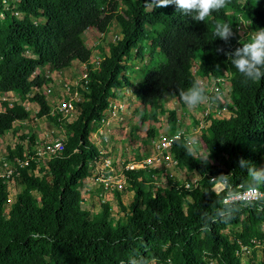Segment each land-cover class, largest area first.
<instances>
[{
	"label": "trees",
	"instance_id": "obj_1",
	"mask_svg": "<svg viewBox=\"0 0 264 264\" xmlns=\"http://www.w3.org/2000/svg\"><path fill=\"white\" fill-rule=\"evenodd\" d=\"M146 2L0 0V96L17 92L37 103L38 118L57 124L62 123L60 113L53 112L46 94L31 95L33 88L49 80L44 68L63 70L75 60L88 59L91 48L84 33L90 28L107 34L116 21L121 32L109 42L99 64L86 66L83 98L76 102L78 117L71 122L64 118L68 129L64 150L41 163L37 135L23 134L0 160V166L4 161L15 163L11 176L0 175V264H130L133 259L143 264H242L236 254L239 241L264 244V211L241 207L231 218H216L214 211L226 192L217 196L211 181L228 174L229 183L240 190L249 180L241 158L264 167V78L245 82L225 55L242 46L240 40L249 42L251 35L241 32L242 24L252 32L264 28V0H227L205 22L183 15L174 4L151 10ZM218 21L232 27L234 35L227 42L213 34ZM146 42L150 58L158 54L160 59L135 91L145 112L148 107L152 115L166 112L160 104L166 93L182 100L179 91L198 79L193 72L198 60L199 75L229 82L230 99L218 102L228 114L210 116L206 130L196 134L194 155L183 147L189 134L173 141L178 167L197 174L199 187L158 183L148 170L126 171L133 198L125 204L121 192H116L122 211L116 218L110 201L100 202L98 212L84 204V181L101 155L91 136L92 124H101L109 99L130 84L129 59L135 49L138 56H146ZM168 112L169 120L176 122L177 112ZM30 116L29 110L0 99V141L11 130L17 133L16 123ZM145 121L142 118L141 123ZM208 152L207 165L196 160ZM160 171L167 174L156 170L158 175ZM11 178L22 185L14 197L8 188ZM260 189L264 191V186ZM205 213L212 216L206 227ZM251 264H264V258Z\"/></svg>",
	"mask_w": 264,
	"mask_h": 264
},
{
	"label": "rangeland",
	"instance_id": "obj_2",
	"mask_svg": "<svg viewBox=\"0 0 264 264\" xmlns=\"http://www.w3.org/2000/svg\"><path fill=\"white\" fill-rule=\"evenodd\" d=\"M6 5L10 6L11 1L7 2ZM241 32L244 35H251L253 33L247 24H242ZM120 36V28L116 21L112 23L107 34L101 33L96 28H90L84 33L85 41L91 48V55L88 59L76 60L72 66L63 70H55L51 67L44 68L45 77L49 78V80L43 87L33 88L31 95L36 92L42 93L51 89L50 93H47L46 96L52 106L53 112L56 115L60 113L59 119L62 122L61 124H57L46 117L38 118L37 111L39 107L36 102L29 98L23 99L17 92H9L7 94L11 105L17 106L21 110H29L31 116L23 122L16 123V127L19 129L17 133L11 130L2 137L0 141V160L4 159L8 146H16L17 143L21 142L20 136L23 134H28L30 136L34 133L37 135L35 147L55 137L67 139L68 129L59 106L76 92H79V100L83 98V74L86 72V66L88 63H96L101 60L108 53L109 42ZM149 44V42L144 43L146 47V56L144 57L138 56L136 49L134 50L133 56L129 59V62H131L130 64H132V71L131 74H129L130 84L116 90L115 97L117 99L111 98L114 103H117V101L123 103V108L121 109V116L123 119L114 120L113 128L107 132L109 137L107 150L114 159L115 166L117 167L120 166L122 159L130 160L134 157L142 158L143 156H147L154 149V142L161 141L164 136L171 137L173 133H177L180 130L185 131L187 134H200L206 130L207 124L210 122V116L216 118L228 114L226 109L219 107L218 102L212 107H208L207 104H202L195 109H190L184 104L183 100H179L171 93H166L160 102L166 112L159 111L157 115L154 113L152 115L149 112V107L145 112L143 104L135 94V91L138 88L141 77L148 68L154 67L160 59L158 54L155 55V58H150ZM198 64L199 61L195 60L194 68L198 67ZM39 70L40 69H37V71ZM198 76L199 78L201 77V75ZM211 80L212 79L209 78L205 82L209 91H212ZM67 86L70 87L69 90ZM221 93L222 99H230V90L227 88V85L222 89ZM0 99H3L2 96H0ZM170 110H175L177 112L176 122L169 120L168 111ZM142 118L146 119L143 123H141ZM150 131H152L153 134L150 133ZM91 136L99 151H101L98 138L93 134H91ZM24 143L27 147L29 139ZM91 168L92 167H90V169ZM166 173L167 174L163 176L160 171V175H158L159 179L164 184L170 182L172 184L183 185L189 180L198 178L197 174L194 172L172 166L171 164ZM168 176L170 180H168ZM8 188L14 197L15 194L22 189V185L19 184L16 178H11L8 182ZM117 191L121 192V198L125 204H128L132 200L133 192L130 191L128 187L112 191L98 186L94 183V180H86L84 181L83 192L86 193L85 196H87L88 199L84 201V204L88 209H92L93 212H98V210H100V202L103 200L110 201L113 206V214L118 218V216H122V211L116 195ZM228 230L229 229H227V231ZM258 252L259 254H255V259L257 262H260V260L264 258V254L263 250H258ZM250 259L254 260L250 255H246L243 262L249 264Z\"/></svg>",
	"mask_w": 264,
	"mask_h": 264
},
{
	"label": "clouds",
	"instance_id": "obj_3",
	"mask_svg": "<svg viewBox=\"0 0 264 264\" xmlns=\"http://www.w3.org/2000/svg\"><path fill=\"white\" fill-rule=\"evenodd\" d=\"M227 0H147L146 6L151 7V10L160 7H167L169 5H175L177 11L183 15L191 16L196 21H204L214 11H219L226 4ZM213 34L216 37L227 42L233 35L232 27L227 22H216ZM242 45L234 49V51L225 52L228 59L231 60L232 65L237 69L238 73L244 78L245 82H258L264 78V28H259L258 31H254L249 42L239 41ZM223 51V49H218ZM180 98L184 104L190 109H195L197 106L207 104L208 107H212L217 102L222 101V93L219 89H213L209 91L205 83L201 79L193 81L192 85L179 91ZM180 135L178 134L175 139L179 141ZM198 136L190 134L185 138L183 147L189 154H195L198 145ZM211 152L206 155H201L196 158L202 164L207 165ZM241 167H247L249 180L245 185H241V189L237 190L229 183L228 174H220L211 178L214 192L217 196L220 193L226 192V195L219 201L220 207L215 209L214 216L220 219L231 218L232 215L241 207H251L259 211H264V192L259 189L264 186V167H256L240 159ZM191 188V185H186ZM205 227L207 226V220L212 219V216L208 213L204 214ZM36 234L33 233L35 238ZM130 264H143L142 260L133 259Z\"/></svg>",
	"mask_w": 264,
	"mask_h": 264
},
{
	"label": "built area",
	"instance_id": "obj_4",
	"mask_svg": "<svg viewBox=\"0 0 264 264\" xmlns=\"http://www.w3.org/2000/svg\"><path fill=\"white\" fill-rule=\"evenodd\" d=\"M100 60L97 61L94 64H99ZM198 67L194 68L193 66V72L196 74V76L199 78V74L197 73ZM87 73L85 72L83 74V78H86ZM212 79L211 83V90L213 89H219L221 92L224 87H228L229 82L224 77H203L201 76L199 79H201L204 83L208 79ZM69 90V86H67ZM51 89H48L47 91H44L42 93L47 94L50 93ZM8 94V93H7ZM1 95L3 99H9L8 96ZM79 92H76L73 96H70L68 99H66L61 106H59L60 112L62 113V116L67 119L69 122L75 120L78 117L79 114V108L76 105V102L79 100ZM112 99H117L116 97H111ZM110 100L108 108L104 112V116L102 119V122L100 125H97L96 122H93L92 124V131L91 134H93L95 137L98 138V142L101 146L100 156L94 160L90 167L91 171L89 176L85 179L86 180H94V183H96L98 186H101L102 188L106 190H116V189H123L128 187V175L126 174V171L131 170H148L153 172V177L158 183H161L162 181L159 179L158 173L156 170H163L165 173L169 169V165L178 167V162L174 158L172 154V146L173 141L176 140L175 137L178 134H187L185 131L180 130L177 133H173L171 137L164 136L161 141L154 142V149L151 153H149L147 156H143L142 158H132L130 160L122 159L120 166H115V161L112 158V156L109 154V151L107 150V143L109 141V137L107 132L110 131L113 128V121L117 119H123L121 116V109L123 108V103L120 101H117V103H114L112 99ZM208 126V124H207ZM194 132V131H193ZM191 134V133H190ZM189 134V135H190ZM180 135V137L182 136ZM97 141V140H96ZM65 142L66 139L61 137H55L50 140H47L45 142L40 143L36 147V155L39 157V161L41 163H45L46 161L50 160L54 155L61 153L65 148ZM26 162H23L22 164H25ZM180 168V167H179ZM1 173L0 175L4 176H11L15 170V163L11 161H4L2 166H0ZM5 169V170H3ZM3 170V171H2ZM186 185H191V187H199L200 182L199 178H195L193 180H189L188 182L184 183L183 186L186 187ZM241 187V186H239ZM188 188V187H187ZM261 192V189H259ZM88 197L85 196V200H87ZM107 200H103L102 202H105ZM264 250V244L261 242H256L254 246H250L247 244H244L243 242L239 241V247L236 249V254L240 257L242 264H245L244 257L246 255H250L252 258L254 257V250ZM259 254V252H257ZM256 262L257 260L254 259ZM253 261V260H252ZM153 264H164L159 263L157 261L151 262ZM258 263V262H257ZM251 264V259L250 263Z\"/></svg>",
	"mask_w": 264,
	"mask_h": 264
},
{
	"label": "crops",
	"instance_id": "obj_5",
	"mask_svg": "<svg viewBox=\"0 0 264 264\" xmlns=\"http://www.w3.org/2000/svg\"><path fill=\"white\" fill-rule=\"evenodd\" d=\"M76 61V60H75Z\"/></svg>",
	"mask_w": 264,
	"mask_h": 264
}]
</instances>
